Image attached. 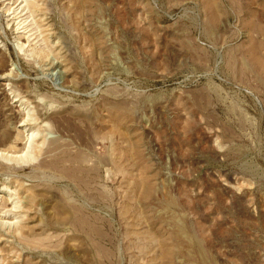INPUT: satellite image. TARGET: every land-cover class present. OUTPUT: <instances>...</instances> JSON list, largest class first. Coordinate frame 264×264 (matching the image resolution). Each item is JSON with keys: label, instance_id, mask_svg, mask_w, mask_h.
Masks as SVG:
<instances>
[{"label": "rangeland", "instance_id": "374dc122", "mask_svg": "<svg viewBox=\"0 0 264 264\" xmlns=\"http://www.w3.org/2000/svg\"><path fill=\"white\" fill-rule=\"evenodd\" d=\"M0 264H264V0H0Z\"/></svg>", "mask_w": 264, "mask_h": 264}]
</instances>
